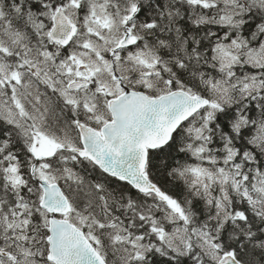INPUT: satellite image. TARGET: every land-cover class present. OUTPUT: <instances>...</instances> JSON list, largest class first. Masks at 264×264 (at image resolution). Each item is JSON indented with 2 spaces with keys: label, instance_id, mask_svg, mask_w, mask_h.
Returning a JSON list of instances; mask_svg holds the SVG:
<instances>
[{
  "label": "snow or ice",
  "instance_id": "snow-or-ice-1",
  "mask_svg": "<svg viewBox=\"0 0 264 264\" xmlns=\"http://www.w3.org/2000/svg\"><path fill=\"white\" fill-rule=\"evenodd\" d=\"M0 264H264V0H0Z\"/></svg>",
  "mask_w": 264,
  "mask_h": 264
}]
</instances>
